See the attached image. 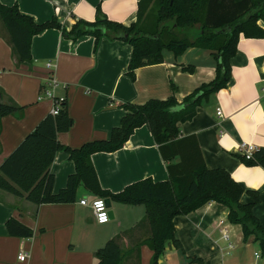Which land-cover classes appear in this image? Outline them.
<instances>
[{
	"label": "crops",
	"instance_id": "crops-1",
	"mask_svg": "<svg viewBox=\"0 0 264 264\" xmlns=\"http://www.w3.org/2000/svg\"><path fill=\"white\" fill-rule=\"evenodd\" d=\"M140 1L0 0L6 6L18 5L38 24L57 19L67 31L80 20L94 22L98 7L110 21L130 27L137 21ZM258 25L264 29V20ZM132 54V46L125 41L107 36L99 41L91 36L73 41L61 30L51 28L34 37L33 60L19 63L0 17V101L23 109L21 114L0 120V167L51 113L53 103L41 100L51 75L47 69L50 62L60 85L56 94L67 99L74 120L69 132L59 134V142L72 149L95 140H109L127 115L125 105L166 100L173 95L183 105L187 96L216 78L217 60L209 50L191 48L181 56L166 50L162 64L137 69L134 79L129 74ZM188 67L194 71H187ZM231 67L227 87L203 102L191 121L180 125L181 136H195L207 168L228 171L242 186L245 194L241 203L253 202L248 191L259 194L253 213L264 228V168L248 167L240 160L244 143L264 149V38L242 34ZM218 108L223 117L217 115ZM92 163L101 188L113 194L145 179L158 183L169 178L147 126L137 129L121 150L94 154ZM74 173L69 154L65 150L57 152L51 166L54 192L65 189ZM95 198L81 186L73 204L37 206L0 190V264H97L96 252L114 238L122 249V264H152L150 231L137 228L145 219V207L110 200L111 221L101 225L92 209L81 204ZM228 213L226 207L212 202L187 216L176 217V237L184 251L179 252L168 242L159 264H199L190 262L192 258L201 259L202 264H264V254L254 237L244 242L242 228L228 221ZM11 218L32 229L33 237L9 236L6 223ZM223 229L228 230L229 241L235 245L229 257H223L227 248ZM22 252L28 256L25 261H19Z\"/></svg>",
	"mask_w": 264,
	"mask_h": 264
},
{
	"label": "trees",
	"instance_id": "trees-1",
	"mask_svg": "<svg viewBox=\"0 0 264 264\" xmlns=\"http://www.w3.org/2000/svg\"><path fill=\"white\" fill-rule=\"evenodd\" d=\"M0 17L9 33L19 63H29L35 36L47 29L62 31L67 38L77 41L91 36L97 41L107 36L125 41L133 48L129 74L134 79L137 69L163 63V52L183 55L188 49L198 48L214 52L217 60L216 78L187 96L181 105L173 95L166 100L152 99L135 105H125L127 115L120 127L114 128L109 140H95L72 149L59 142V134L74 126L67 99L57 116L48 114L0 167V190L26 198L34 205L73 204L78 189L83 186L96 198L109 199L129 206H144L146 216L138 229L148 228V244L153 251L152 264H159L168 242L181 253L183 245L176 237L174 220L187 216L203 206L215 202L229 211L228 221L242 228L243 241L254 237L264 254V228L253 209L260 201L257 192L248 191L253 202L241 203L245 194L242 186L224 169L207 168L195 136H181L180 125L191 121L197 108L227 87L231 80V61L237 53L240 36L264 38L258 22L264 20V0H141L136 23L130 27L110 21L97 9L94 22L78 21L67 31L57 19L44 24L24 15L18 5L0 2ZM193 72V67L186 68ZM175 92V89H173ZM2 98V93L0 94ZM22 108L0 101V120L21 114ZM147 126L158 145L166 164L168 180L154 182L145 179L113 194L104 191L92 163L97 153L121 150L135 131ZM65 150L75 164V173L68 178L62 191L54 192L51 166L57 152ZM248 167L264 168V149L247 158L240 157ZM9 236L32 238L34 232L20 221L11 218L6 223ZM97 264H122L123 253L118 238L109 240L95 255ZM192 263L202 264L192 258Z\"/></svg>",
	"mask_w": 264,
	"mask_h": 264
},
{
	"label": "built area",
	"instance_id": "built-area-1",
	"mask_svg": "<svg viewBox=\"0 0 264 264\" xmlns=\"http://www.w3.org/2000/svg\"><path fill=\"white\" fill-rule=\"evenodd\" d=\"M47 69L51 73L50 77L48 78L47 85L43 88V94L41 95V100L43 99H48L50 100L53 105L51 109V114L53 116H57L61 109H62V103L65 102L66 98L65 97H58L56 94L57 88L60 86L57 79L53 75V70H54V65L53 63H48L47 64ZM217 115L219 117H223V112L221 108L217 109ZM241 150L243 152V155H245L247 158L252 157L253 153L257 151L258 149L251 144H242L241 145ZM82 205L89 206L93 214L95 216L96 222L98 224H107L111 221V216L109 213V208L107 207L106 200L103 198H95L92 202H88L86 200L81 201ZM222 233V239L227 243V248L223 252V257H229L231 256L233 250L235 249V245L231 243L230 240V235L227 229L221 230ZM257 257L258 254L256 255ZM27 255L25 253H20L19 254V261H25L27 259Z\"/></svg>",
	"mask_w": 264,
	"mask_h": 264
},
{
	"label": "water",
	"instance_id": "water-1",
	"mask_svg": "<svg viewBox=\"0 0 264 264\" xmlns=\"http://www.w3.org/2000/svg\"><path fill=\"white\" fill-rule=\"evenodd\" d=\"M106 204H107V207L110 208L111 207V201L109 199L106 200ZM110 213V212H109Z\"/></svg>",
	"mask_w": 264,
	"mask_h": 264
}]
</instances>
